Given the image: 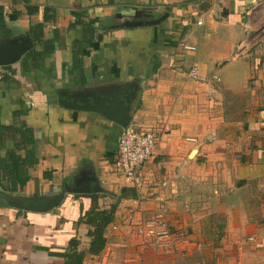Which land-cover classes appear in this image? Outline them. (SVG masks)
Segmentation results:
<instances>
[{
	"label": "crops",
	"instance_id": "obj_1",
	"mask_svg": "<svg viewBox=\"0 0 264 264\" xmlns=\"http://www.w3.org/2000/svg\"><path fill=\"white\" fill-rule=\"evenodd\" d=\"M25 44L0 66V127L33 140L0 137L33 159L0 187V264H264V0H0V57ZM129 124L158 134L132 183L115 166ZM112 208L92 254L87 218ZM158 210L187 233L170 255L131 226Z\"/></svg>",
	"mask_w": 264,
	"mask_h": 264
},
{
	"label": "built area",
	"instance_id": "obj_2",
	"mask_svg": "<svg viewBox=\"0 0 264 264\" xmlns=\"http://www.w3.org/2000/svg\"><path fill=\"white\" fill-rule=\"evenodd\" d=\"M201 23V20L198 21ZM186 49H195L185 45ZM190 76L203 82L213 81L202 75L198 66H192ZM4 77V70L0 67V81ZM194 140V138H189ZM158 141V134L153 129H141L134 124L127 125L120 137L115 161L116 169L129 182L141 179L143 165L153 157ZM139 235L145 237V243L165 254H172L182 247V239L187 237L185 230H172L164 210L155 211L149 217L140 221L131 222ZM112 230L118 226L113 224ZM82 264H98L95 259H88Z\"/></svg>",
	"mask_w": 264,
	"mask_h": 264
},
{
	"label": "trees",
	"instance_id": "obj_3",
	"mask_svg": "<svg viewBox=\"0 0 264 264\" xmlns=\"http://www.w3.org/2000/svg\"><path fill=\"white\" fill-rule=\"evenodd\" d=\"M6 133V134H3ZM12 136L15 139V147L23 149L28 147L33 142L31 130L26 127H0L1 139L6 136ZM33 159L30 157L22 158L15 154L8 155L7 157L0 156V187L3 186L4 181L10 182V190L15 191L18 187H23L28 182L29 175L24 171V164L31 162ZM115 208L110 210L93 211L89 214L87 222L94 226V229L89 232L91 236L90 248L88 249L92 254H99L105 248L106 238L104 236L106 227L114 219ZM75 243V244H74ZM77 241H73L72 245L75 247ZM84 250L79 253H72L68 255L67 260L69 264H82L85 257Z\"/></svg>",
	"mask_w": 264,
	"mask_h": 264
},
{
	"label": "water",
	"instance_id": "obj_4",
	"mask_svg": "<svg viewBox=\"0 0 264 264\" xmlns=\"http://www.w3.org/2000/svg\"><path fill=\"white\" fill-rule=\"evenodd\" d=\"M29 44L22 45L16 49H14L9 55L0 57V66H5L11 63L16 62L20 59L22 54H24L28 48ZM109 113V112H108ZM110 114V113H109ZM111 117L115 118L114 115L110 114ZM7 198V201L15 206L28 209L32 211H41L45 212L52 209L55 205L59 204L60 198H54L48 201H24V200H16L11 198L9 195H4Z\"/></svg>",
	"mask_w": 264,
	"mask_h": 264
},
{
	"label": "rangeland",
	"instance_id": "obj_5",
	"mask_svg": "<svg viewBox=\"0 0 264 264\" xmlns=\"http://www.w3.org/2000/svg\"><path fill=\"white\" fill-rule=\"evenodd\" d=\"M186 239H188V238H187V237L183 238V239H182V243H183ZM182 243H180L181 246H182ZM167 255H170V254H167Z\"/></svg>",
	"mask_w": 264,
	"mask_h": 264
}]
</instances>
